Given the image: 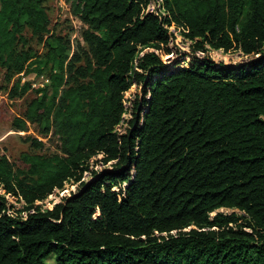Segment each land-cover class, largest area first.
Listing matches in <instances>:
<instances>
[{
	"label": "trees",
	"instance_id": "16d2710c",
	"mask_svg": "<svg viewBox=\"0 0 264 264\" xmlns=\"http://www.w3.org/2000/svg\"><path fill=\"white\" fill-rule=\"evenodd\" d=\"M48 1L0 0L5 80L35 66L49 82L13 128L61 142L59 154L25 155L23 169L0 155V264H264V0H159V12L152 0H66L86 49L51 34L37 56ZM170 27L194 53L251 60L170 68ZM133 84L145 109L118 134ZM28 89L15 82L8 97ZM91 162L111 169L84 183ZM69 182L76 193L35 205ZM219 209L239 214L211 216Z\"/></svg>",
	"mask_w": 264,
	"mask_h": 264
},
{
	"label": "rangeland",
	"instance_id": "374dc122",
	"mask_svg": "<svg viewBox=\"0 0 264 264\" xmlns=\"http://www.w3.org/2000/svg\"><path fill=\"white\" fill-rule=\"evenodd\" d=\"M160 4L159 0H152L147 11L151 12L157 10L159 12L161 10ZM68 8L69 3L66 2V0H49L46 3V12L50 21L49 28L51 32L49 35L43 37L40 42L34 38L30 39V47L37 56L43 54L47 40L49 43L51 42L49 39L51 34L68 37L71 43V52L75 51L76 44L86 49L84 42L80 38L83 25L78 18L70 15ZM169 31L172 33V38L168 44V48L174 60L170 68L176 65L183 66L187 62L202 58H208L215 64H222L223 66H238L248 63L251 60L250 57L242 55L240 51L222 53L221 51L209 50L206 53H194L191 42L185 39L179 30L170 27ZM34 67L35 66H32L26 69V72L15 76L10 82L5 80L4 71L0 70V155L5 156L9 160L14 170L25 168L22 159L27 154L51 155L59 154L61 150L59 138L52 133H49L46 137L41 136L39 126L28 125L25 132H20L16 131L12 125L15 118L23 116L28 104L37 98L39 99L44 94V92L38 91L47 87L49 84L45 73L41 75L33 71L32 69ZM15 82H19L20 87L25 83H29L30 89H28L26 94L22 97L11 99L8 97V94ZM45 93L49 98L51 91L48 90ZM143 99L144 93L140 85L133 84L130 90L125 93L124 105L126 111L122 116L120 125L116 128L118 134H125L127 131H132L135 127L140 125L141 112L145 109L143 106ZM134 103L138 105L137 107L135 106L136 109L134 108ZM136 117L139 119H136ZM32 138L42 141L43 146L40 149L34 148L30 141ZM111 164L112 163H108L102 166L91 162L89 164V172L84 174L82 180L84 183L92 181V170L97 172H102L104 169L110 170ZM78 189V183H66L62 190L55 191L46 200L43 202H36L35 205H38L42 210L47 209L61 202L62 198L76 193ZM11 203L14 204L16 210L22 209L23 203L18 204L12 200ZM219 211L222 212V214H230V210L228 209H219L213 212V214ZM8 213H13V211H8ZM236 213L239 214V212ZM46 263L54 264V257L50 256L47 258Z\"/></svg>",
	"mask_w": 264,
	"mask_h": 264
},
{
	"label": "water",
	"instance_id": "95a60500",
	"mask_svg": "<svg viewBox=\"0 0 264 264\" xmlns=\"http://www.w3.org/2000/svg\"><path fill=\"white\" fill-rule=\"evenodd\" d=\"M217 211H218V210H217ZM233 212H237V210L231 209V210H230V213H233ZM218 213H222V212L219 211ZM212 214H213V213H212ZM212 214H211V216H215L217 213H215V214H213V215H212Z\"/></svg>",
	"mask_w": 264,
	"mask_h": 264
},
{
	"label": "built area",
	"instance_id": "2783aa9c",
	"mask_svg": "<svg viewBox=\"0 0 264 264\" xmlns=\"http://www.w3.org/2000/svg\"><path fill=\"white\" fill-rule=\"evenodd\" d=\"M47 82H48V80H47Z\"/></svg>",
	"mask_w": 264,
	"mask_h": 264
}]
</instances>
